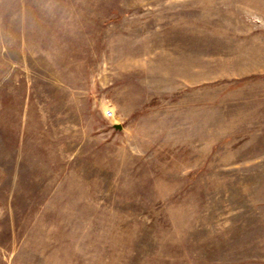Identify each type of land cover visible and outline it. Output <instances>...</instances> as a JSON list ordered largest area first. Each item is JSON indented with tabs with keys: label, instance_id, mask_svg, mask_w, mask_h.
Wrapping results in <instances>:
<instances>
[{
	"label": "rangeland",
	"instance_id": "obj_1",
	"mask_svg": "<svg viewBox=\"0 0 264 264\" xmlns=\"http://www.w3.org/2000/svg\"><path fill=\"white\" fill-rule=\"evenodd\" d=\"M0 264H264V0H0Z\"/></svg>",
	"mask_w": 264,
	"mask_h": 264
},
{
	"label": "built area",
	"instance_id": "obj_2",
	"mask_svg": "<svg viewBox=\"0 0 264 264\" xmlns=\"http://www.w3.org/2000/svg\"><path fill=\"white\" fill-rule=\"evenodd\" d=\"M107 116H113V112L111 110L107 111Z\"/></svg>",
	"mask_w": 264,
	"mask_h": 264
},
{
	"label": "water",
	"instance_id": "obj_3",
	"mask_svg": "<svg viewBox=\"0 0 264 264\" xmlns=\"http://www.w3.org/2000/svg\"><path fill=\"white\" fill-rule=\"evenodd\" d=\"M116 128H121V125L117 124L115 125Z\"/></svg>",
	"mask_w": 264,
	"mask_h": 264
}]
</instances>
